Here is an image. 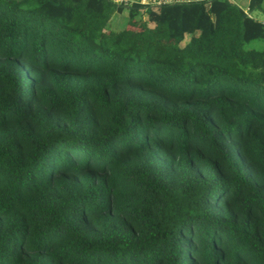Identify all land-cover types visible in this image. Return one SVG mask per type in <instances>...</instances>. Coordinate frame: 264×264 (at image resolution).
Masks as SVG:
<instances>
[{"label": "trees", "instance_id": "obj_1", "mask_svg": "<svg viewBox=\"0 0 264 264\" xmlns=\"http://www.w3.org/2000/svg\"><path fill=\"white\" fill-rule=\"evenodd\" d=\"M153 8L0 0V264H264V24Z\"/></svg>", "mask_w": 264, "mask_h": 264}, {"label": "rangeland", "instance_id": "obj_2", "mask_svg": "<svg viewBox=\"0 0 264 264\" xmlns=\"http://www.w3.org/2000/svg\"><path fill=\"white\" fill-rule=\"evenodd\" d=\"M162 1V0H159ZM232 2L236 3L240 8H242L243 10H247V4H248V0H231ZM158 0H150L149 3L147 5L151 6L152 9L154 6H156ZM252 14L251 16L255 19H257V21L259 22H263L264 23V1L262 3V10H252L250 11ZM138 19H143L145 22L147 21L146 19V14L144 13L143 10H138L137 15ZM142 20V21H143ZM141 20H138L137 22L139 23ZM144 22V23H145ZM129 23V19H128V15H127V8H122L120 11H114L110 14L107 22H106V26L105 29L107 30H112V31H118L121 30L123 28H125V25ZM148 23V21H147ZM136 26V25H135ZM138 28H140V26L138 25ZM131 29H135V27H131ZM107 30V31H108ZM188 39V36H184L183 40L180 42V44L182 45L186 40ZM263 42L261 40H252L251 42H249L247 44L248 47H253V48H260L262 46Z\"/></svg>", "mask_w": 264, "mask_h": 264}, {"label": "built area", "instance_id": "obj_3", "mask_svg": "<svg viewBox=\"0 0 264 264\" xmlns=\"http://www.w3.org/2000/svg\"><path fill=\"white\" fill-rule=\"evenodd\" d=\"M110 1H112L115 4L130 5L132 3L148 4L150 0H110ZM180 1H185V0H162V1L158 0L157 3L180 2Z\"/></svg>", "mask_w": 264, "mask_h": 264}, {"label": "clouds", "instance_id": "obj_4", "mask_svg": "<svg viewBox=\"0 0 264 264\" xmlns=\"http://www.w3.org/2000/svg\"><path fill=\"white\" fill-rule=\"evenodd\" d=\"M185 1H188V0H185ZM181 2V1H180ZM133 4V3H132ZM140 4V3H139ZM131 5V4H130ZM142 5H147V4H142ZM158 5V4H157ZM126 6V5H124ZM149 6V5H148ZM245 11V10H244ZM247 15L251 16V12L250 11H245ZM252 17V16H251Z\"/></svg>", "mask_w": 264, "mask_h": 264}, {"label": "crops", "instance_id": "obj_5", "mask_svg": "<svg viewBox=\"0 0 264 264\" xmlns=\"http://www.w3.org/2000/svg\"><path fill=\"white\" fill-rule=\"evenodd\" d=\"M252 14V13H251Z\"/></svg>", "mask_w": 264, "mask_h": 264}]
</instances>
